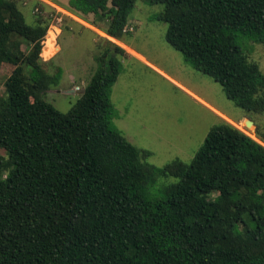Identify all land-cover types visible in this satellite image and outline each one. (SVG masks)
<instances>
[{
  "label": "trees",
  "instance_id": "1",
  "mask_svg": "<svg viewBox=\"0 0 264 264\" xmlns=\"http://www.w3.org/2000/svg\"><path fill=\"white\" fill-rule=\"evenodd\" d=\"M136 1L66 9L122 42ZM147 2L163 6L152 19L184 61L236 107L264 115V73L245 51L264 46V0ZM34 16L29 25L16 0H0V70L13 68L0 97V264H264V125L253 139L222 120L190 163L150 165L111 126L116 59H95L69 111L45 100L56 83L39 64L52 19ZM161 178L176 182L153 192Z\"/></svg>",
  "mask_w": 264,
  "mask_h": 264
},
{
  "label": "rangeland",
  "instance_id": "2",
  "mask_svg": "<svg viewBox=\"0 0 264 264\" xmlns=\"http://www.w3.org/2000/svg\"><path fill=\"white\" fill-rule=\"evenodd\" d=\"M16 1L27 24L34 23L38 8L52 19L48 32L55 31L56 27L60 30L56 37L59 51L46 60L40 57L39 61L46 73L56 79L55 86L46 93L45 100L60 112L69 111L79 99L98 68L97 57H104V61L116 59L119 62V75L110 96L114 108L111 126L136 148L149 152L150 156L144 162L157 168L175 159L190 163L210 129L222 122L217 114L192 95L237 122L234 126L253 139L254 133L246 128L244 121H238L248 119L255 128L264 125V115L246 113L236 107L226 98L218 83L194 70L190 62L184 61L182 55L166 43V24L152 19L153 15L163 11L162 5L137 0L127 22L132 32L122 42H117L90 24V27L82 26L70 21L66 15L50 6H36L35 0ZM68 1L57 0L52 4L67 10ZM57 18L61 20L58 22ZM86 19L91 22L93 16L89 15ZM98 25L105 27V23ZM107 40L120 48H123L121 43L126 44L152 67L116 53ZM247 43L245 51H248L249 60L257 63L264 73V46ZM22 50L26 51L25 46H22ZM12 69L10 65L1 67L0 97L5 95V82ZM0 159H7L2 148ZM174 182L176 179L161 178L152 191Z\"/></svg>",
  "mask_w": 264,
  "mask_h": 264
},
{
  "label": "crops",
  "instance_id": "3",
  "mask_svg": "<svg viewBox=\"0 0 264 264\" xmlns=\"http://www.w3.org/2000/svg\"><path fill=\"white\" fill-rule=\"evenodd\" d=\"M80 21V20H79ZM82 22V21H80ZM79 24V23H77ZM84 25L82 26H89L88 23H84ZM81 25V24H80ZM90 27V26H89ZM98 32H101V31H98ZM111 40H115L113 38H111ZM117 41V40H116ZM119 42V41H117ZM121 47H123L122 49L124 50V52L127 54V56L133 58V59H137L138 61H140L141 63L145 64V65H149L145 60L144 58L139 54L137 53L136 51H134L132 48H130L129 46H127L126 44L124 43H121ZM150 66V65H149ZM152 67V66H150ZM174 85H176L177 87L183 89L187 94H190L192 95L191 93H189L187 90H185L183 87H181L180 85L174 83ZM198 102H200L201 104L205 105L207 108H209L210 110H212L215 114H217L221 120H226V121H229L230 123H232L233 125H237V122L231 120L230 118H228L227 116H225L224 114L220 113L218 110H216L215 108L211 107L210 105H207L205 102H203L202 100L198 99L197 97H195L194 95H192ZM242 121L244 120H241V121H238L239 123H241Z\"/></svg>",
  "mask_w": 264,
  "mask_h": 264
},
{
  "label": "water",
  "instance_id": "4",
  "mask_svg": "<svg viewBox=\"0 0 264 264\" xmlns=\"http://www.w3.org/2000/svg\"><path fill=\"white\" fill-rule=\"evenodd\" d=\"M60 30L59 28H55V31H50L46 34L44 40H43V47L41 49V52H40V57L43 58V59H49L51 58L52 56H54V54H56V52L59 51V47L56 43V37L57 35L59 34ZM48 44H51L52 48L51 50L48 49V51L51 53L50 55H46V51H47V45ZM244 125L246 126V128H249L254 134L256 132V128L254 127V124L252 121L248 120V119H245L244 120Z\"/></svg>",
  "mask_w": 264,
  "mask_h": 264
},
{
  "label": "built area",
  "instance_id": "5",
  "mask_svg": "<svg viewBox=\"0 0 264 264\" xmlns=\"http://www.w3.org/2000/svg\"><path fill=\"white\" fill-rule=\"evenodd\" d=\"M45 4H47L48 6L52 7V9L58 11V12H61L62 14L66 15V17H68L69 19L73 20L74 22L76 23H79L81 25H84L83 22L85 23L86 21L83 20L81 17L69 12L68 10H63V9H60L58 8L57 6H55L54 4H52L51 2H48V1H45V0H42ZM61 20V18H57V21L59 22ZM82 22H80V21ZM87 23V22H86ZM128 31L129 32H132V27H128Z\"/></svg>",
  "mask_w": 264,
  "mask_h": 264
},
{
  "label": "bare ground",
  "instance_id": "6",
  "mask_svg": "<svg viewBox=\"0 0 264 264\" xmlns=\"http://www.w3.org/2000/svg\"><path fill=\"white\" fill-rule=\"evenodd\" d=\"M100 33H101V32H100ZM48 48L51 50V48H52L51 44H48V45H47V49H48ZM47 51H48V50H47ZM48 52H49V51H48ZM50 54H51V53L49 52V53H47L46 55L48 56V55H50Z\"/></svg>",
  "mask_w": 264,
  "mask_h": 264
}]
</instances>
